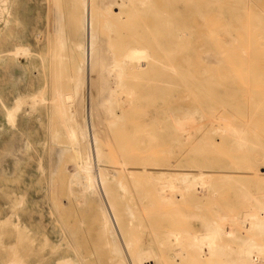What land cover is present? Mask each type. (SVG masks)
Segmentation results:
<instances>
[{
  "label": "bare ground",
  "instance_id": "bare-ground-1",
  "mask_svg": "<svg viewBox=\"0 0 264 264\" xmlns=\"http://www.w3.org/2000/svg\"><path fill=\"white\" fill-rule=\"evenodd\" d=\"M50 1L55 14L61 0ZM68 2L79 85L61 95L58 80L52 105L80 118L96 164L111 163L119 181L99 170L97 190L89 150L76 146L78 200L97 263L264 264V0ZM156 108L178 111L166 112L171 126L160 134L154 115L135 114ZM105 122L116 126L102 141L106 152ZM165 141L183 144V158L161 148L170 157L157 156Z\"/></svg>",
  "mask_w": 264,
  "mask_h": 264
},
{
  "label": "rangeland",
  "instance_id": "rangeland-1",
  "mask_svg": "<svg viewBox=\"0 0 264 264\" xmlns=\"http://www.w3.org/2000/svg\"><path fill=\"white\" fill-rule=\"evenodd\" d=\"M59 3L61 9L54 7V13H57L52 15L53 2L50 0H0V264H62L60 261L66 259L83 264L79 258L81 253L88 263L103 262L102 257L90 247L93 240L89 241L91 231L87 228L89 225L83 223L87 220L81 215L80 185L74 177L78 163L76 146L82 153L89 150L88 168L97 190H100L99 170L107 174L112 183L119 181L109 168L111 163L96 164L98 161L91 151L90 134L82 131L80 118L69 109L63 108L62 112V108L56 109L52 105L59 86L62 85L61 95H75L79 85L78 79L74 80L76 75L69 57L74 49V38L68 34L69 2L61 0ZM247 8L248 13L256 10L253 5ZM206 28L209 32V26ZM206 28L201 29L203 34L208 33ZM57 39L61 41L63 66L57 65ZM57 70L64 72H54ZM54 74L63 76L60 79L57 75L59 77L55 79L57 76ZM58 80L62 83L59 86ZM109 99L105 109L111 115L113 104ZM138 110L135 114L139 116L145 111L146 117L151 120L154 117L153 121L157 120L156 123L152 121L155 126L160 122L156 128L159 134L168 131L170 113L178 112L157 108ZM11 112L14 114L13 117L10 114L12 119L7 116ZM164 114L166 119L162 118ZM162 119L166 120L165 124ZM161 125H165V131ZM115 128L112 123L105 122L104 133L99 138L105 152L108 146L102 141L109 138ZM70 129L75 131V137L72 135L75 141ZM165 143L172 145L168 148ZM165 143L156 147L158 155L153 152L154 156L161 154L158 153L161 148L171 153L172 158L174 153V158H183V144ZM176 145L178 147H173ZM165 154L164 158L170 157ZM259 171L264 172L262 169ZM110 222L116 233V224L112 219ZM80 232L87 234L84 242L74 241V237L80 238ZM128 261L127 264L130 263Z\"/></svg>",
  "mask_w": 264,
  "mask_h": 264
}]
</instances>
